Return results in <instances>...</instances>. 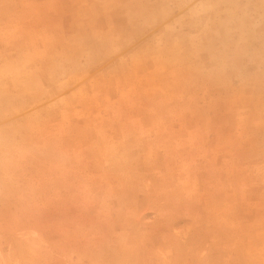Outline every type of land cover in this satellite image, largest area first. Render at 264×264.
I'll list each match as a JSON object with an SVG mask.
<instances>
[{
    "label": "rangeland",
    "instance_id": "1",
    "mask_svg": "<svg viewBox=\"0 0 264 264\" xmlns=\"http://www.w3.org/2000/svg\"><path fill=\"white\" fill-rule=\"evenodd\" d=\"M0 264H264V0H0Z\"/></svg>",
    "mask_w": 264,
    "mask_h": 264
}]
</instances>
